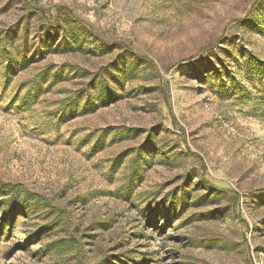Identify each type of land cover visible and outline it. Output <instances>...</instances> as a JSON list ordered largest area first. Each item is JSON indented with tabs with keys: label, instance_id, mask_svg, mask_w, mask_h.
Wrapping results in <instances>:
<instances>
[{
	"label": "rangeland",
	"instance_id": "1",
	"mask_svg": "<svg viewBox=\"0 0 264 264\" xmlns=\"http://www.w3.org/2000/svg\"><path fill=\"white\" fill-rule=\"evenodd\" d=\"M0 264H264V0H0Z\"/></svg>",
	"mask_w": 264,
	"mask_h": 264
},
{
	"label": "trees",
	"instance_id": "2",
	"mask_svg": "<svg viewBox=\"0 0 264 264\" xmlns=\"http://www.w3.org/2000/svg\"><path fill=\"white\" fill-rule=\"evenodd\" d=\"M66 9V8H65ZM70 14V13H69ZM71 16V15H70Z\"/></svg>",
	"mask_w": 264,
	"mask_h": 264
}]
</instances>
